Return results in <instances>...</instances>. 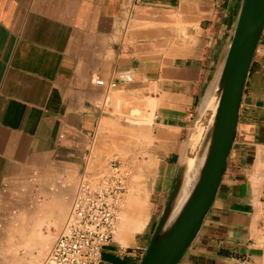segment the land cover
I'll return each mask as SVG.
<instances>
[{
    "label": "crops",
    "instance_id": "obj_1",
    "mask_svg": "<svg viewBox=\"0 0 264 264\" xmlns=\"http://www.w3.org/2000/svg\"><path fill=\"white\" fill-rule=\"evenodd\" d=\"M239 2L0 0V264H37L81 172L98 171L117 154L160 153L146 184L149 213L132 184L100 253L99 264L139 263L154 228L151 212L171 190L185 132L216 81ZM139 172L146 169L135 173L141 181ZM263 181L264 28L225 173L179 264H264Z\"/></svg>",
    "mask_w": 264,
    "mask_h": 264
},
{
    "label": "water",
    "instance_id": "obj_2",
    "mask_svg": "<svg viewBox=\"0 0 264 264\" xmlns=\"http://www.w3.org/2000/svg\"><path fill=\"white\" fill-rule=\"evenodd\" d=\"M264 28V0H240L204 112L197 107L178 170L138 264H179L216 197L234 141L251 62Z\"/></svg>",
    "mask_w": 264,
    "mask_h": 264
},
{
    "label": "built area",
    "instance_id": "obj_3",
    "mask_svg": "<svg viewBox=\"0 0 264 264\" xmlns=\"http://www.w3.org/2000/svg\"><path fill=\"white\" fill-rule=\"evenodd\" d=\"M95 83L107 88L115 85L102 79ZM121 111L130 114L128 106ZM130 174L120 159H112L98 171L81 172L68 214L39 264H99L102 247L116 232ZM258 223L264 234V181Z\"/></svg>",
    "mask_w": 264,
    "mask_h": 264
},
{
    "label": "rangeland",
    "instance_id": "obj_4",
    "mask_svg": "<svg viewBox=\"0 0 264 264\" xmlns=\"http://www.w3.org/2000/svg\"><path fill=\"white\" fill-rule=\"evenodd\" d=\"M194 118H195V116H194ZM190 127H191V124H190L188 130L185 132L184 139H183V143L185 141L186 135H187ZM183 143H182L181 150L183 148ZM180 154H181V152H180ZM108 156L111 157V156H113V154H110ZM117 156L123 162H125L126 165H127V167H129V169L131 170L129 184H128V190L131 189V192H133L134 189H132L133 187H131V185L132 184H135V186H136L135 187L136 188L135 193L140 197V199H142V202H141V203H143L142 204V208H144V210L148 214L149 213L148 212V209H147L148 208L147 207L148 204H146V202H145V199L147 198L146 184H147V181L149 180V178H152L153 174L156 172V162H157V160L160 159V158H162L165 155H162L160 153H153L151 155L150 154H135V155L117 154ZM150 158L152 159L153 162H149ZM140 167H143V168L146 169V175H143V173H140V172L138 174H136V176H138V177H141L142 176V179L145 176V178L143 180L138 181V180H135V173H136L137 169L140 168ZM127 199H125L126 206L128 204L127 203ZM162 206H163L162 204L158 205L157 209L154 212L153 211L151 212L152 213V217L150 219V222H151V227L150 228L151 229L153 228V226H155V223H156V221H157V219L159 217V214L161 212ZM124 207H125V205H124ZM68 209H67V211H68ZM65 217L63 218V221L65 220ZM120 218H121V214H120ZM53 240H54V238L51 239L48 242V248L52 244ZM45 254H43L40 257V259L38 260L37 264H39L41 262V260H42V258L44 257Z\"/></svg>",
    "mask_w": 264,
    "mask_h": 264
},
{
    "label": "bare ground",
    "instance_id": "obj_5",
    "mask_svg": "<svg viewBox=\"0 0 264 264\" xmlns=\"http://www.w3.org/2000/svg\"><path fill=\"white\" fill-rule=\"evenodd\" d=\"M210 95H211V93H210ZM210 95H208L207 97L204 98V100H203V102H202V105H201V107H200L201 112H204L205 109H206V106L209 105ZM120 214H121V213H120ZM119 217H120V215H119ZM140 224H141V223H140ZM42 239H45V236H43ZM38 252H39V251H38ZM21 259H22V258H21ZM30 264H31V263H30Z\"/></svg>",
    "mask_w": 264,
    "mask_h": 264
}]
</instances>
